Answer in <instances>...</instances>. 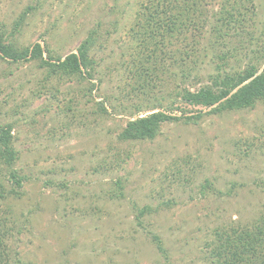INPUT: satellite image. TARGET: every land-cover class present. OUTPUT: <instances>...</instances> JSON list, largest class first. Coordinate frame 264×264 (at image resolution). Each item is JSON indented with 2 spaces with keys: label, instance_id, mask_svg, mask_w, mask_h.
Wrapping results in <instances>:
<instances>
[{
  "label": "rangeland",
  "instance_id": "374dc122",
  "mask_svg": "<svg viewBox=\"0 0 264 264\" xmlns=\"http://www.w3.org/2000/svg\"><path fill=\"white\" fill-rule=\"evenodd\" d=\"M137 1L0 0L5 33L32 7L11 38L17 46L40 42L64 57L90 30L99 35L91 92L46 77L35 59H0V126H10L16 153L11 168L0 163V188L12 186L8 169L24 177L0 197V216L14 226L8 243L22 264H214L205 248L213 228L264 211V101L169 122L152 140L118 138ZM252 48L233 52L229 65L242 66Z\"/></svg>",
  "mask_w": 264,
  "mask_h": 264
},
{
  "label": "trees",
  "instance_id": "16d2710c",
  "mask_svg": "<svg viewBox=\"0 0 264 264\" xmlns=\"http://www.w3.org/2000/svg\"><path fill=\"white\" fill-rule=\"evenodd\" d=\"M31 9L27 6L21 12L9 33L0 30V59H35L46 77L75 79L91 92L96 61L90 52L98 30H90L76 51L64 57L40 42L17 46L11 38ZM127 35L134 49L129 54L131 92L119 104L127 116L117 135L122 141L152 140L169 122L196 121L203 114L252 108L264 101V67L259 70L264 64V0H138ZM246 36L250 42L243 43ZM248 46L254 48L245 63L237 68L229 65L233 52ZM209 54L213 71L201 82ZM99 104L109 112L103 102ZM109 105L115 113L116 105ZM15 160L10 126H0V163L11 168ZM8 177L12 186L1 187L0 197L4 191L17 193L15 188L24 180L14 169H8ZM8 221L0 216V264H22L18 252L10 250L14 226ZM155 238L156 247L164 252ZM205 248L214 264H264V211L248 223L231 220L217 225Z\"/></svg>",
  "mask_w": 264,
  "mask_h": 264
}]
</instances>
